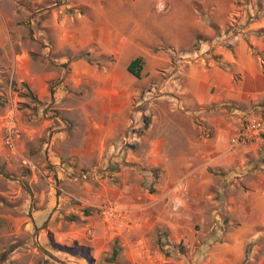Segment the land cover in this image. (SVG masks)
Listing matches in <instances>:
<instances>
[{
    "label": "crops",
    "instance_id": "0c3cea01",
    "mask_svg": "<svg viewBox=\"0 0 264 264\" xmlns=\"http://www.w3.org/2000/svg\"><path fill=\"white\" fill-rule=\"evenodd\" d=\"M13 2L0 0V83L10 79L22 90L26 84L39 111L29 116V123H37L24 129L20 143L41 140L33 152L47 156L54 169L59 202L66 207L70 199L80 201L69 212L107 202L119 212L103 224L81 215L94 237L93 256L109 247L100 245L104 236L121 238V259L129 264H264V136L231 145L242 124L240 108L264 99V64L253 49L264 54V36L237 35L217 46V58L208 59L201 49L198 59L162 72L165 55L152 47L179 48L185 20L88 17L37 0L28 20L31 44L6 50L12 38L27 39L20 28L11 35L5 10ZM112 7L117 9L114 4L106 10ZM137 9L138 3L119 8ZM82 51H91L93 61L76 58ZM139 56L146 61L141 78L128 70ZM18 217L3 215L8 234L22 231ZM58 228L49 229L58 235ZM80 234L72 225L56 237L71 246ZM179 243L189 247L183 260ZM65 246L55 249L63 253ZM22 250H6L0 239V264H75Z\"/></svg>",
    "mask_w": 264,
    "mask_h": 264
},
{
    "label": "rangeland",
    "instance_id": "374dc122",
    "mask_svg": "<svg viewBox=\"0 0 264 264\" xmlns=\"http://www.w3.org/2000/svg\"><path fill=\"white\" fill-rule=\"evenodd\" d=\"M49 2H56L58 10L62 9L63 13L72 14L69 9H76L85 16H92L96 13L102 16L103 13L106 17H123V13H127L128 18L140 19L146 16L158 18L165 24L173 22L188 23L187 30L182 34L183 43L178 48L176 46L170 47L168 44L163 43L158 46L152 47L154 51H162L165 55V60L161 64V71L166 72L171 67H177L187 60L198 59L202 52L208 53L207 58L214 57V50L217 46H227L228 39L234 38L237 35H243L247 39L254 37L264 36V0H46ZM87 2L85 4H82ZM121 3H138L139 9L132 10H119ZM104 6H101V5ZM110 10L106 8L114 5ZM37 0H14L6 9V17L12 19L11 35L17 33L27 34L31 32L29 19L36 13ZM94 6H99L94 8ZM147 8L151 10V15L147 14ZM219 12V14H217ZM70 12V13H69ZM74 11V13H77ZM216 13L217 18L211 15ZM111 13L114 15H111ZM78 15V14H76ZM53 15H51L52 17ZM218 25H217V24ZM211 27L212 34H208L207 30ZM167 28L165 27V30ZM13 30V31H12ZM29 30V32L27 31ZM168 32V29H167ZM181 36V37H182ZM250 37V38H249ZM31 44L27 39L14 40L7 42L6 50L14 47L16 50L27 48ZM207 47V48H205ZM253 47V45H251ZM261 52V51H260ZM261 60L264 64L263 52ZM4 54V53H2ZM84 57L89 61H93L91 51H82L76 58ZM6 58V57H5ZM4 58V59H5ZM103 56L100 58L102 59ZM109 58V57H108ZM214 58H217L216 56ZM98 58H94V61ZM99 59V60H100ZM145 59V58H144ZM6 61V59H5ZM96 62V61H95ZM146 64V61H145ZM144 64V67H145ZM165 77V75H164ZM5 80V77H4ZM10 79H6L0 83V228H4L1 233L0 239L3 247L6 250L18 249L23 251V248L29 249L31 254L35 257H48L49 259L61 263L62 261H73L75 264H129L127 259H121L123 250L121 248L122 240L119 237L101 236V244L104 247L100 250V255L97 258L93 256L91 250V243L93 241L92 235L88 232L90 227L81 215L95 216L102 224L103 222L109 223L102 213L101 207L109 204L103 203L98 206H86L80 211V214L69 212L70 208L76 203H80L77 199H70V204L66 207L59 202L58 197L61 192L55 185L57 175L54 169L49 164L47 156L40 154L36 156L34 149L40 150L39 144L41 140L24 139L23 144L20 143L21 137L27 135L24 129L28 125H34L37 122L29 123L34 116L36 117L39 111L37 106L33 104V98L26 94V90H22L15 82L10 83ZM152 100H158L155 96H150ZM31 99V100H29ZM263 100V99H262ZM254 103L247 105V108L241 110L246 112L243 115L244 120L246 117H263L264 108L254 107ZM31 111V112H29ZM14 115L19 137L14 148H9L5 141V124L10 115ZM33 115L32 117H29ZM214 117V116H213ZM218 117V115H215ZM40 118H38L39 120ZM241 120V122H242ZM232 123L228 120L227 124ZM52 177V182L45 180V175ZM53 184V188L52 185ZM18 184V185H17ZM13 187L17 192L13 190ZM84 209H89L90 214L85 215ZM60 210V211H59ZM19 215L22 220L20 225L22 231L19 234H8L6 230L9 225L3 218V215ZM76 217L72 220L70 217ZM17 220V219H15ZM61 224V226H59ZM53 226L60 230V234L51 231L49 228ZM76 225L81 230V234L77 240H73L74 244L65 246L59 243V238L69 232V227ZM58 236V239L57 237ZM60 236V237H59ZM108 236H113L109 234ZM51 239L55 241L56 245L60 247H67L68 251L63 253L59 252L51 244ZM71 239V238H68ZM75 239V238H73ZM109 240V243L107 242ZM58 241V242H57ZM162 242V241H161ZM105 244V245H104ZM177 252H180L178 259L183 260V256H187L189 247L182 243L177 244ZM115 248H118V254L115 253ZM122 250V251H121ZM163 252L167 257H171V250L164 248ZM78 255V256H77ZM182 255V256H181Z\"/></svg>",
    "mask_w": 264,
    "mask_h": 264
},
{
    "label": "built area",
    "instance_id": "2783aa9c",
    "mask_svg": "<svg viewBox=\"0 0 264 264\" xmlns=\"http://www.w3.org/2000/svg\"><path fill=\"white\" fill-rule=\"evenodd\" d=\"M55 109H51V113L54 114ZM50 113L45 116L49 117ZM264 136V117H246L241 124V127L231 137V145L236 147L241 144H248L255 141L258 138ZM19 137L17 122L15 116L12 114L8 117L5 124L4 141L9 148L15 147V142ZM101 213L103 217L111 222L119 217V212L113 204H106L101 207Z\"/></svg>",
    "mask_w": 264,
    "mask_h": 264
},
{
    "label": "trees",
    "instance_id": "16d2710c",
    "mask_svg": "<svg viewBox=\"0 0 264 264\" xmlns=\"http://www.w3.org/2000/svg\"><path fill=\"white\" fill-rule=\"evenodd\" d=\"M262 32H264V29H262ZM254 51L258 54L262 56V53L260 51L257 50V48L253 47ZM144 64H145V59L142 56H139L135 59H133L129 65H128V70L129 72H131L133 75H135L137 78H141L143 76V69H144ZM26 87V94L29 95L30 97L33 98V100H37L33 93L31 92V90L29 89V87L26 84H23ZM51 93L53 94L54 90L52 88L51 85V89H50ZM38 102V101H36ZM235 104V103H234ZM233 104V105H234ZM254 107H263L264 108V99L262 101H259L258 103L254 104ZM241 110H244V108H240ZM244 115H246V112L243 111ZM263 117H264V113H263ZM243 123V121H242ZM84 213L85 215H89L90 214V210L89 209H84ZM72 220L76 219V217L72 216L70 217ZM51 244L55 247V248H60L61 250H66V249H62L63 247H60V245H56V243H54V241L51 239ZM115 253L118 254V248H115Z\"/></svg>",
    "mask_w": 264,
    "mask_h": 264
}]
</instances>
